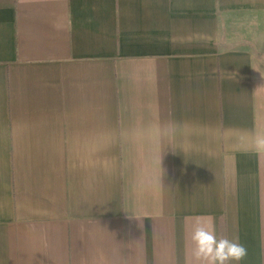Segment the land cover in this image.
Segmentation results:
<instances>
[{"label": "crops", "instance_id": "crops-1", "mask_svg": "<svg viewBox=\"0 0 264 264\" xmlns=\"http://www.w3.org/2000/svg\"><path fill=\"white\" fill-rule=\"evenodd\" d=\"M261 140L264 0H0V264H264Z\"/></svg>", "mask_w": 264, "mask_h": 264}, {"label": "clouds", "instance_id": "clouds-1", "mask_svg": "<svg viewBox=\"0 0 264 264\" xmlns=\"http://www.w3.org/2000/svg\"><path fill=\"white\" fill-rule=\"evenodd\" d=\"M264 145V140L260 141ZM185 264H239L247 256L246 247L233 239L218 237L210 221H194L187 235Z\"/></svg>", "mask_w": 264, "mask_h": 264}]
</instances>
